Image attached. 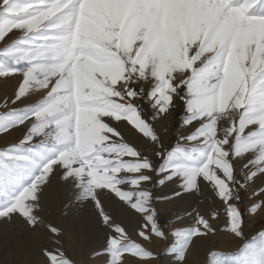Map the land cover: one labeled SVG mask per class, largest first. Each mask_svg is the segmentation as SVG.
I'll use <instances>...</instances> for the list:
<instances>
[{
    "label": "snow or ice",
    "instance_id": "obj_1",
    "mask_svg": "<svg viewBox=\"0 0 264 264\" xmlns=\"http://www.w3.org/2000/svg\"><path fill=\"white\" fill-rule=\"evenodd\" d=\"M9 77L18 84L0 102V134L20 135L0 147V221L48 236L55 247L41 248L40 264H72L43 215L53 182L71 193L68 212L93 205L103 240L91 258L103 264L158 259L129 229L145 241L171 235L164 264H184L197 238L217 232L212 204L241 239L245 212L264 211V0H0ZM201 198L207 217L193 209ZM168 205L192 225L166 232ZM210 257L264 264V231Z\"/></svg>",
    "mask_w": 264,
    "mask_h": 264
},
{
    "label": "bare ground",
    "instance_id": "obj_2",
    "mask_svg": "<svg viewBox=\"0 0 264 264\" xmlns=\"http://www.w3.org/2000/svg\"><path fill=\"white\" fill-rule=\"evenodd\" d=\"M87 27L90 31L97 32L99 30L97 29V24H91ZM169 123L170 122H162L161 130L164 131L165 126ZM69 195H71V193H69L61 184L53 182L45 192V211L43 213L45 220L50 221L52 225L60 228L65 233L66 237L73 239L74 245L78 251L87 250L88 247L95 244L99 245L102 242L103 237L90 226V222L95 218V209L93 205L90 203H84L73 208L71 212H68L64 205L65 200ZM209 204H212V202L201 204L200 201H197L196 205L193 206V209L198 206L200 213L207 217L211 214L212 210L208 207ZM173 207L177 215L176 221L180 222L182 220L186 223L187 227L191 226L193 223L191 216L187 213L182 215L181 213L183 212L181 209L174 205ZM212 207L215 208L216 205L212 204ZM221 207L224 208L222 205ZM193 209H189V212L194 214ZM180 217L183 218L180 219ZM225 219V217L222 219V223H225ZM176 221L175 224L179 225L180 223ZM218 231L219 230H217L215 235L211 236L216 237ZM129 233H134V231L129 229ZM154 240L157 242L156 245H161V240H159V238H154ZM44 245L55 247L47 235L43 233L37 235L26 230L19 220H14L12 223L0 221V264H40V251ZM201 255V252L193 254L191 259L195 261V264L199 263ZM72 264L76 263L72 262Z\"/></svg>",
    "mask_w": 264,
    "mask_h": 264
},
{
    "label": "rangeland",
    "instance_id": "obj_3",
    "mask_svg": "<svg viewBox=\"0 0 264 264\" xmlns=\"http://www.w3.org/2000/svg\"><path fill=\"white\" fill-rule=\"evenodd\" d=\"M89 22V23H88ZM91 24H97L99 29L97 32L101 31V27L95 21L89 20L86 21V28ZM18 80L12 77L9 78H0V102H2L3 98L6 96H11L17 89ZM176 119H179L177 116ZM176 127L174 121L170 122L167 126H165L164 131L168 132L171 135L172 130ZM20 133L13 132L12 135L0 134V147L5 146L6 144H10L14 140L19 137ZM157 188H153V191H156ZM203 199V198H202ZM200 200V203L211 202V200L205 201ZM199 202V201H198ZM216 205V211L219 213L216 220L213 221V227L216 228L218 234L216 237H212L209 235L206 238H197L194 243L189 247L186 252L184 264H195V261L191 259L193 254H197L201 252V260L198 264H211L210 254L213 251H219L223 253H236L246 241L252 240V238L257 237L261 231H264V211H260L255 215H249L245 212L243 220V236L244 239L236 237L234 234H231L226 230L227 224V215L226 209L222 208L220 204ZM167 210L162 212L159 219L162 225H168L165 228L166 232L171 233L173 230L177 228L187 227L186 223L182 220L179 222V225L175 224L177 215L173 205L166 206ZM219 207V208H218ZM223 211V212H222ZM221 212V213H220ZM184 215V213H181ZM226 218L225 223H222V219ZM224 225V229H223ZM220 227V228H219ZM222 230V231H221ZM221 231V232H220ZM133 240L142 244L146 249L158 254L157 260L150 261H141L138 258H133L128 255L129 264H164L167 259V254L165 250L169 247V243L172 241V236L169 235L167 240H161V245H156L157 242L154 240L156 238L153 236L150 241H145L140 239L135 232L129 233ZM96 245V246H95ZM92 245L88 247L87 250L78 251L76 246L74 245V240L66 237L65 233H62L61 236V245L63 252L71 258L72 262L76 264H103V257L100 256L96 259L91 258V250L93 248L98 247V244Z\"/></svg>",
    "mask_w": 264,
    "mask_h": 264
}]
</instances>
